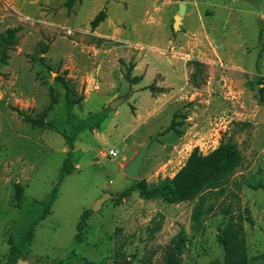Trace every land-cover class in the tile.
Segmentation results:
<instances>
[{
    "label": "rangeland",
    "instance_id": "obj_1",
    "mask_svg": "<svg viewBox=\"0 0 264 264\" xmlns=\"http://www.w3.org/2000/svg\"><path fill=\"white\" fill-rule=\"evenodd\" d=\"M66 1L0 0V34L18 28L0 74V264L17 250V264H170V254L179 264L223 261L230 223L244 235L251 264H264V190L255 188L264 185V0H78L71 11ZM102 9L107 17L92 29ZM130 64L138 82L126 79ZM58 75L72 99L83 96L73 106L78 119L105 108L109 117L78 134L76 171L36 222L68 148L60 132L25 122L14 108L70 132ZM174 115L176 130L167 131ZM227 140L238 144L242 163L206 192L199 223L198 198L169 204L133 192L116 200L132 181L171 178L194 148L207 154ZM146 143L132 179L125 169ZM104 193L115 197L92 211Z\"/></svg>",
    "mask_w": 264,
    "mask_h": 264
},
{
    "label": "trees",
    "instance_id": "obj_2",
    "mask_svg": "<svg viewBox=\"0 0 264 264\" xmlns=\"http://www.w3.org/2000/svg\"><path fill=\"white\" fill-rule=\"evenodd\" d=\"M78 0H67L65 6L68 11H71L72 7ZM107 13L105 9L100 10L90 22L91 28L95 29L101 22L105 20ZM18 28H8L0 34V74L1 68L8 64L10 54L9 52L15 48L18 43ZM200 66L199 63H196ZM133 65L128 66L126 73V79L129 81L138 82L140 77H130V72ZM57 81L65 89V99L67 107V121L71 124V131H60L59 125L51 122H45L41 117H31L25 111L14 108L23 120L27 123H31L38 127H48L55 131L60 132L67 144L66 157L63 160L59 169V178L52 188V190L39 202L44 211L38 216L36 222L41 221L48 214L51 205L56 199L58 191V185L64 180L66 176L73 174L76 171V167L73 161L74 157V141L78 134L85 130H92L100 128V126L108 119L109 109L105 108L101 112L94 113L87 118L78 119L73 111V106L79 103L83 96H79L76 99H72L70 96V87L68 82L60 75L56 77ZM173 117L168 130H176L177 122ZM242 153L238 147V144L232 140L221 141L219 145L207 154H202L199 149L194 148L184 165L175 173L171 178H165L159 180L157 183L150 185L145 179L139 181H132L123 191L116 195V200H122L129 197L133 192H138L139 196L145 200L161 199L169 204H177L185 201H193L198 198V202L195 204L192 212V220L194 223H199L208 209L204 207L206 192L215 190L216 188L224 186L228 177L240 166L242 163ZM255 188H261L264 190V185H258ZM14 196L16 198L17 206H21L22 202V187L19 183L14 185ZM248 212V210H246ZM91 210H85L82 212L79 222L77 223V233L75 239L78 242H82L83 233L86 225V220ZM249 213V212H248ZM248 222H253V219L248 214L246 217ZM182 232V231H181ZM225 234L221 235V241L224 248L223 261L213 260L206 264H251L246 254V241L244 235L235 227L234 224H228L224 229ZM181 237V236H180ZM182 237L180 241L182 242ZM176 249L181 250L180 243L177 244ZM20 251H16L13 255L9 256V260L6 264H17ZM264 258V252L261 254ZM170 264H179L177 259L173 258L170 254ZM87 264H101L93 261H88Z\"/></svg>",
    "mask_w": 264,
    "mask_h": 264
},
{
    "label": "water",
    "instance_id": "obj_3",
    "mask_svg": "<svg viewBox=\"0 0 264 264\" xmlns=\"http://www.w3.org/2000/svg\"><path fill=\"white\" fill-rule=\"evenodd\" d=\"M179 9H180V14L176 15V17H175L174 27H177V25L180 22L181 15L184 13V10H185V4L181 3L180 6H179ZM124 99H125L124 97H120V98H117V99L113 100L110 103V107L116 108L118 105H120L124 101ZM146 146H147V143L144 144L140 148L139 152L134 157V159L127 165V167L125 169V173H126V175L128 177H130L132 179H136L137 178L138 170H139V168H140V166H141V164L143 162V158L145 156ZM114 197H115V195H112L110 193H104L100 198H98L94 202V204L91 207V210L94 211V212H97V211L101 210L103 205H104V203L107 200H109L111 198H114ZM18 264H26V263H25V261L19 260Z\"/></svg>",
    "mask_w": 264,
    "mask_h": 264
},
{
    "label": "built area",
    "instance_id": "obj_4",
    "mask_svg": "<svg viewBox=\"0 0 264 264\" xmlns=\"http://www.w3.org/2000/svg\"><path fill=\"white\" fill-rule=\"evenodd\" d=\"M109 153H110L111 156H116L117 155V153L115 151H113V150H110Z\"/></svg>",
    "mask_w": 264,
    "mask_h": 264
}]
</instances>
